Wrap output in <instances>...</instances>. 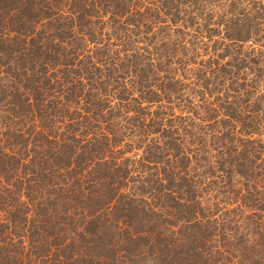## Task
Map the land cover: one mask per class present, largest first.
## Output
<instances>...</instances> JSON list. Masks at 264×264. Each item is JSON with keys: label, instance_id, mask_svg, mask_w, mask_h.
<instances>
[{"label": "trees", "instance_id": "obj_1", "mask_svg": "<svg viewBox=\"0 0 264 264\" xmlns=\"http://www.w3.org/2000/svg\"><path fill=\"white\" fill-rule=\"evenodd\" d=\"M0 264H264V0H0Z\"/></svg>", "mask_w": 264, "mask_h": 264}]
</instances>
